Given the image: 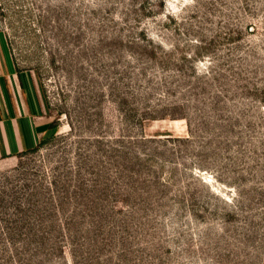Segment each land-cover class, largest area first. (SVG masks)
Wrapping results in <instances>:
<instances>
[{"label": "rangeland", "instance_id": "rangeland-1", "mask_svg": "<svg viewBox=\"0 0 264 264\" xmlns=\"http://www.w3.org/2000/svg\"><path fill=\"white\" fill-rule=\"evenodd\" d=\"M51 123L0 160V264H264V0H0V56Z\"/></svg>", "mask_w": 264, "mask_h": 264}, {"label": "crops", "instance_id": "crops-1", "mask_svg": "<svg viewBox=\"0 0 264 264\" xmlns=\"http://www.w3.org/2000/svg\"><path fill=\"white\" fill-rule=\"evenodd\" d=\"M0 56V160L37 145L51 120L32 70L19 69L9 52Z\"/></svg>", "mask_w": 264, "mask_h": 264}, {"label": "trees", "instance_id": "trees-1", "mask_svg": "<svg viewBox=\"0 0 264 264\" xmlns=\"http://www.w3.org/2000/svg\"><path fill=\"white\" fill-rule=\"evenodd\" d=\"M51 128H52V130L53 129H56L57 128V125L55 123H51Z\"/></svg>", "mask_w": 264, "mask_h": 264}]
</instances>
